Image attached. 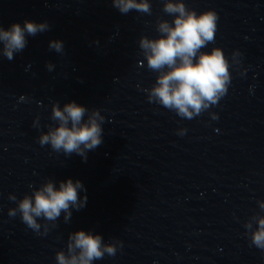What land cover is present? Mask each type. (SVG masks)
I'll use <instances>...</instances> for the list:
<instances>
[{
	"label": "water",
	"instance_id": "1",
	"mask_svg": "<svg viewBox=\"0 0 264 264\" xmlns=\"http://www.w3.org/2000/svg\"><path fill=\"white\" fill-rule=\"evenodd\" d=\"M150 2L151 15H122L112 0H0L3 28L26 19L50 25L13 60L0 55V264H57L77 230L123 242L93 264H264L243 226L264 200V0H185L198 13L217 12L215 40L202 51L222 48L232 75L219 103L191 120L149 103L144 91L157 74L138 41L158 36L157 17L172 20L162 0ZM52 40L63 54L49 49ZM236 50L239 65L231 64ZM54 101L105 117L103 143L86 162L38 143L54 124ZM48 178L80 180L87 204L38 235L19 214L9 217L16 203L8 197Z\"/></svg>",
	"mask_w": 264,
	"mask_h": 264
},
{
	"label": "clouds",
	"instance_id": "2",
	"mask_svg": "<svg viewBox=\"0 0 264 264\" xmlns=\"http://www.w3.org/2000/svg\"><path fill=\"white\" fill-rule=\"evenodd\" d=\"M112 5L122 15L136 11L142 15L152 14L150 0H112ZM162 12L172 20L157 17L156 38L141 35L138 45L146 60L149 71L156 73L155 82L144 89L149 103H155L176 113L182 119H194L217 105L227 94L232 75L230 61L220 47L202 51L215 40L218 14L213 9L197 12L188 7L185 0H162ZM50 29L47 21L25 20L23 25L13 23L7 29L0 26V55L9 61L16 53L22 52L27 37H35ZM98 43V41H97ZM49 49L58 54L64 53V44L60 40L49 42ZM241 53H232L231 64H240ZM49 72L55 65H46ZM243 75V72H241ZM217 119L216 113H210ZM51 121L47 131L41 132L38 143L49 145L56 153L66 157L79 155L85 162L87 153L94 151L103 143L102 125L105 117L100 109H88L75 101L65 103L52 102ZM33 127L39 128L37 117ZM187 130L178 129V135ZM58 184V186H57ZM32 188V185H29ZM85 195L81 198L80 192ZM86 188L80 180L71 178L57 182L48 178L38 188H32L31 194L17 199L9 194L8 199L16 203L9 208V217L18 214L21 221L38 235H46L57 226V220L63 214L65 223L70 221L72 211H79L87 204ZM259 212L254 213L244 223L245 235L250 246L264 251V200L257 201ZM40 221H44L42 224ZM123 242L113 240L105 243L100 234L92 231L77 230L70 232L66 250L55 254L57 264H93L103 259L105 254L115 256Z\"/></svg>",
	"mask_w": 264,
	"mask_h": 264
}]
</instances>
